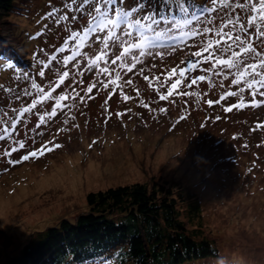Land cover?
Here are the masks:
<instances>
[{"label": "rangeland", "instance_id": "374dc122", "mask_svg": "<svg viewBox=\"0 0 264 264\" xmlns=\"http://www.w3.org/2000/svg\"><path fill=\"white\" fill-rule=\"evenodd\" d=\"M69 2L15 0L14 11L0 20V35L8 43L0 44V115L8 112L16 118L13 108L18 112L33 99H39V94L31 89V81L24 79V71L35 75L42 67L38 59L47 61L56 55L59 61L71 54L73 41H68L69 48L64 53L56 51L70 35L67 26L83 29L89 17L70 11L69 17L77 15V21L69 19L57 25L54 19H41L53 7L60 8L59 14H63V5ZM186 2L199 4L210 0ZM132 6L133 0H124L121 5L125 9ZM172 8L175 10L176 5ZM144 12L143 9L135 16ZM44 25L48 29L37 36ZM200 40L197 36L174 45L165 41L163 48L153 49L164 52L163 58L145 56L133 72L121 70V88L111 98V89L86 93L94 79L93 74L86 72L83 86L77 87L84 97L80 100L66 87L73 84L70 75L66 85L54 93H70V99L63 102L67 107L58 110L56 117L36 127L38 116L54 105L49 100L19 120L14 139L25 140V149L7 157L5 149L15 145L0 141V264L18 256L25 245L37 241L47 228L62 219L73 221L87 213L90 192L134 183L151 186L165 181L178 182L199 196L202 231L198 235L213 240L219 250L217 258L188 264H264V129L250 131L257 123H264V106L225 112V107L238 103L237 97H227L208 106L207 100L217 101L229 91H238L239 86L231 84L233 77L227 72L220 76L208 74L205 81L185 87L183 90L190 92L189 96L174 95L168 101L159 100V95L167 94V88L161 87L167 73L172 67H184L194 59L191 53L199 50ZM82 51L93 56L98 53L99 45L92 44ZM120 51L117 46L114 54ZM57 61L44 69V78L36 77L45 91H50L49 83L54 86L60 72L72 71L71 64L64 69ZM201 74L205 73L197 70L189 75ZM128 79L133 81L131 85L126 83ZM25 88L33 95L23 96ZM121 91L130 99L125 101ZM161 107L167 111L161 113ZM217 116L221 118L216 119ZM66 119L68 124L63 123ZM44 144L53 150L28 161L21 160L23 155ZM56 144L60 147L56 148ZM9 159L19 163L10 164ZM185 212L183 209L180 218L187 228L191 232L199 229L200 223L190 221ZM124 247L116 246L76 264H123L125 252L121 248Z\"/></svg>", "mask_w": 264, "mask_h": 264}, {"label": "snow or ice", "instance_id": "6c2138e0", "mask_svg": "<svg viewBox=\"0 0 264 264\" xmlns=\"http://www.w3.org/2000/svg\"><path fill=\"white\" fill-rule=\"evenodd\" d=\"M133 3L134 6L125 9L121 7L124 0H82L79 3L78 0H70L63 5V14H59L60 8L53 7L41 18L54 19L55 24L60 25L69 19L72 22L77 21V15L69 17L70 11L89 17L87 27L83 29L74 30L70 25L67 26L70 35L64 45L56 51L64 53L69 48L68 41H73L74 47L71 48L70 55H64L59 61L56 55H51L47 61L38 59L37 63L42 67L35 75L28 71L23 72L24 79L31 81V89L39 94V99H33L28 106L22 107L18 112L13 108L16 118L10 117L8 112L0 115V141L7 140L15 145L5 149V156L11 157L13 153L27 147L25 140L14 139V134L18 131L17 124L21 118L25 117V114H31L45 101H54L50 111H45L38 116L39 124L36 125L38 128L47 120L56 117L58 110L67 107L63 102L70 99L69 91L58 95L54 93L61 86L66 85L70 75L73 84L66 87L70 88L71 93L80 100L84 97L80 96L77 87L83 86L82 77L86 72L94 75L93 81L86 88V93L91 94L94 89H111L109 93L111 98L121 88V70L124 73L133 72L145 56L163 58L164 52H154L153 49L163 48L165 41L174 45L177 41L183 44L188 39L201 37L199 50L191 53L194 59L187 61L184 67H172L167 73L161 83V87L167 88V94L159 95L160 101H168L174 95L189 96L191 93L183 90L185 87L191 88L198 81H205L209 78L208 74L220 76L227 72L233 77L231 84L239 86L238 91H229L221 95L217 101L209 99L208 106L218 104L227 97L238 98V103L224 108V111L229 113L233 109L264 106V0H210V3L194 7L190 6L186 0H164L167 5L175 4V10L169 7L165 12L162 6L161 12L164 14L157 13L153 8L145 11L141 16H135V14L146 7V0L144 3L133 0ZM89 5H92L91 9L85 11ZM177 13L182 19L178 18ZM217 19H219L218 24ZM47 29L48 25H44L42 31L36 35H42V32ZM92 44L99 45L97 54L90 56L82 51L91 47ZM117 46L121 51L114 54ZM41 52H44V49H41ZM53 61H57L58 65L64 69L71 64L72 71L71 73L69 70L60 72L54 86L49 83L50 91H45V88L36 82V77L44 78L46 75L44 69H48ZM81 61H84V67H81ZM204 64H209L210 67H202ZM197 70L205 74L189 75ZM16 71L19 72L20 69L17 68ZM140 71L142 73L143 69ZM77 76L81 79L77 80ZM223 78L228 79V75H224ZM144 79L147 80L148 77L145 76ZM126 83L131 85L133 81L128 79ZM246 92L247 99H245ZM22 95L27 97L32 96L33 93L25 88ZM121 96L125 101L130 99L122 91ZM16 99H20V94L16 96ZM144 107L147 108L148 105L145 104ZM159 111L164 113L167 110L161 107ZM117 115L122 114L117 113ZM63 123L68 124V120H64ZM262 129H264V123H257L250 131L256 132ZM55 147L59 148L60 145L56 144ZM46 150L50 152L53 149L44 144L40 149L23 155L21 160L37 158ZM8 163L15 164L19 161L9 159Z\"/></svg>", "mask_w": 264, "mask_h": 264}, {"label": "trees", "instance_id": "16d2710c", "mask_svg": "<svg viewBox=\"0 0 264 264\" xmlns=\"http://www.w3.org/2000/svg\"><path fill=\"white\" fill-rule=\"evenodd\" d=\"M162 6L168 10L174 4L146 2L144 11L154 8L164 14ZM15 7V0H0V20ZM0 44H8L1 35ZM87 203V213L73 221L62 219L1 264H76L122 245L123 264H188L219 256L214 241L198 235L202 231L199 196L178 182L134 183L90 192ZM182 207L190 221L200 223L199 229L187 228L180 218Z\"/></svg>", "mask_w": 264, "mask_h": 264}, {"label": "bare ground", "instance_id": "6f19581e", "mask_svg": "<svg viewBox=\"0 0 264 264\" xmlns=\"http://www.w3.org/2000/svg\"><path fill=\"white\" fill-rule=\"evenodd\" d=\"M211 143V142H210ZM135 145V144H134ZM210 147H212V145L210 146ZM240 251V250H239Z\"/></svg>", "mask_w": 264, "mask_h": 264}]
</instances>
